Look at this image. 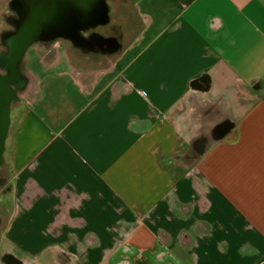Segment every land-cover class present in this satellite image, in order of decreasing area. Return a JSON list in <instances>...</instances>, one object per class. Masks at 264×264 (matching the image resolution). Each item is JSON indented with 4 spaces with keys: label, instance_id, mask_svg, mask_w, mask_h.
<instances>
[{
    "label": "crops",
    "instance_id": "0c3cea01",
    "mask_svg": "<svg viewBox=\"0 0 264 264\" xmlns=\"http://www.w3.org/2000/svg\"><path fill=\"white\" fill-rule=\"evenodd\" d=\"M134 5L31 68L0 264H264V0Z\"/></svg>",
    "mask_w": 264,
    "mask_h": 264
},
{
    "label": "water",
    "instance_id": "95a60500",
    "mask_svg": "<svg viewBox=\"0 0 264 264\" xmlns=\"http://www.w3.org/2000/svg\"><path fill=\"white\" fill-rule=\"evenodd\" d=\"M10 7L13 28L3 34L5 50L0 53V70L5 72L0 71V166L4 164L12 104L20 100L29 83L21 66L30 46L55 38L79 44L85 40V32L111 21L108 0H11Z\"/></svg>",
    "mask_w": 264,
    "mask_h": 264
},
{
    "label": "rangeland",
    "instance_id": "374dc122",
    "mask_svg": "<svg viewBox=\"0 0 264 264\" xmlns=\"http://www.w3.org/2000/svg\"><path fill=\"white\" fill-rule=\"evenodd\" d=\"M11 0H0V36L2 35L3 29L6 27L5 23L2 19V14L6 11L9 13H13L12 18H14V11L10 7ZM110 8L111 21L121 23L123 27L128 28L130 25V19H132L135 13V5L134 0H108ZM9 3V6H8ZM133 16V17H132ZM110 21V22H111ZM13 28V27H12ZM58 46V42L55 43ZM60 50L63 52L66 48H69V44H62ZM73 56L79 61V56L81 55L79 52L73 50ZM0 53L1 47H0ZM45 53L47 58L53 57L56 51H52L51 54L48 55V52L45 48L42 49H30L26 55L24 61L26 62V73L29 75L31 68H36L37 57L39 54ZM70 54V53H69ZM2 72V70H0ZM4 72V71H3ZM29 77V76H28ZM23 99V98H22ZM22 99L19 101L21 102ZM19 102L12 104L11 107V117L14 115L15 110H17L18 106H16ZM15 105V106H14ZM11 171L10 164L6 161L2 166H0V217L3 219V223H0V253L3 250L2 247V234L4 232L5 224L4 222L11 214L13 209V201L10 196V181H11ZM3 180V181H2Z\"/></svg>",
    "mask_w": 264,
    "mask_h": 264
},
{
    "label": "flooded vegetation",
    "instance_id": "af4514ba",
    "mask_svg": "<svg viewBox=\"0 0 264 264\" xmlns=\"http://www.w3.org/2000/svg\"><path fill=\"white\" fill-rule=\"evenodd\" d=\"M9 6V3H8ZM112 10V9H111ZM13 13H9V11H6L2 14L3 22L5 23L6 27L2 31V35L0 36V47L1 52H4L5 46H4V40L2 39L3 34H5L7 31L11 30L13 27L12 18ZM122 24L118 22L111 21L106 26H101L96 28L95 30H91L88 32H85V40L82 43L76 44L72 42L71 40H66L63 38H55L54 40L44 41L40 43H35L30 46L28 51L30 49H42L45 48L48 52V55L51 54L52 51L56 49L55 43L58 42L59 46L62 44H66V42L69 44L68 51L71 53L73 50L82 53L87 54L92 58H102L104 56L113 54L115 51V43L114 40L120 41L123 39L124 33L122 30ZM97 33H100L98 35ZM26 62L24 61L23 65L21 66V73L24 75H27L26 73ZM2 73H5L2 71ZM3 181V180H2ZM8 262H12L14 258L12 255H4L3 257Z\"/></svg>",
    "mask_w": 264,
    "mask_h": 264
}]
</instances>
